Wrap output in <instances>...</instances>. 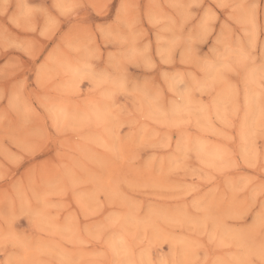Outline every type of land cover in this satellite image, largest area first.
Here are the masks:
<instances>
[{
	"label": "clouds",
	"instance_id": "9594fccd",
	"mask_svg": "<svg viewBox=\"0 0 264 264\" xmlns=\"http://www.w3.org/2000/svg\"><path fill=\"white\" fill-rule=\"evenodd\" d=\"M0 264H264V0H0Z\"/></svg>",
	"mask_w": 264,
	"mask_h": 264
}]
</instances>
